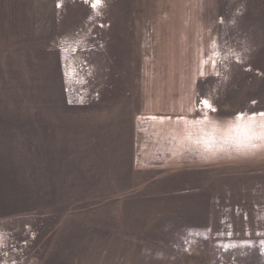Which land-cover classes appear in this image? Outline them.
Listing matches in <instances>:
<instances>
[{"label":"rangeland","instance_id":"rangeland-1","mask_svg":"<svg viewBox=\"0 0 264 264\" xmlns=\"http://www.w3.org/2000/svg\"><path fill=\"white\" fill-rule=\"evenodd\" d=\"M261 112L264 0H104L95 11L91 0H0V125L12 132V146L0 144V169L5 152L13 169L0 264H118L115 245L106 255L81 245L86 238L72 246L73 235L88 230L70 219L115 233L122 199L78 197L82 183L69 179V167L91 180L110 174L111 143L126 124L159 128L189 147L188 167H160L127 193H161L154 205L173 209L164 228L171 237L142 241L172 258L161 264H264V149L239 155L224 139L233 135L229 118ZM205 115L215 130L189 123ZM217 173L238 178L222 180L232 203L221 201L219 210L220 222L232 219V247L213 243L210 223L198 242L181 229L194 214L183 213L190 200L180 196L211 190L207 178ZM181 176L204 182L182 192Z\"/></svg>","mask_w":264,"mask_h":264},{"label":"crops","instance_id":"crops-1","mask_svg":"<svg viewBox=\"0 0 264 264\" xmlns=\"http://www.w3.org/2000/svg\"><path fill=\"white\" fill-rule=\"evenodd\" d=\"M37 31L39 32V29ZM153 129L155 132H153ZM148 130H150L148 132L149 136L148 134L145 135L146 131ZM151 130L153 131L151 132ZM159 130V128L147 126H140L138 128V125L136 126L134 124H126L119 128L118 131H116L117 134L115 136V140L113 143H111L112 153L110 156L113 160L111 164L113 166L110 174L102 171L98 175L99 178L92 176L93 180H91L89 177H77V171L69 167V179L75 183H82V185L78 184L79 188H81L80 190H82L80 191L81 194L78 197H111L122 199L119 201L120 210L115 233L110 232L109 229L102 223L101 226H98L97 223L94 225L86 222L83 223V221H75L70 219V221H72L71 223L75 224V227H79L80 230H88V233L85 235V237L84 234L80 235L75 233L73 235L75 237H79L75 238L74 242H72L73 247L74 245L77 246L78 240H81V238H86L83 240L81 245L84 247L87 246V250L88 246H91L93 249L94 246L101 247L97 252L102 253L103 251V255H106L107 251L110 252V247L115 245L117 249L115 252L116 254H113V256L114 260L118 262V264H131L129 263L131 261L134 264H140L141 261L146 262V264L151 262L161 264V261L165 260L172 263V258L168 254H162L154 248L151 250V248L149 249L145 247L142 243L145 242V240H154L159 242V240L161 241V239L164 237H171V234L168 232L169 230H165L164 228L167 226V221L170 219L169 216L172 213L169 211H172L173 209L170 207L167 209L168 205H165L166 208L164 211L162 210V207L158 208L156 205H154L156 197L161 198V193L156 192V194L149 196H131L127 194L131 191H134V185L150 181L151 178H149L147 175L153 176V174L162 173L166 169L173 170L171 167L181 166L183 168L189 166V147L187 144L175 142L172 140L173 137H161L158 134ZM170 132L168 131L167 133L173 134V128H170ZM135 133L139 134H137L134 139L133 135ZM156 133L158 136H154ZM11 134L12 132L10 126L4 124L0 125V144L4 145V148H6L7 145L10 147L12 146ZM39 138H41L40 134ZM178 151H180V153H177ZM4 158L5 165L0 169V220L5 218L9 213V215H11L12 209L10 210V208L7 207V199L13 195V169L12 167L10 169L7 168L6 152ZM55 161L58 162L56 158H53L51 164L55 165ZM107 163L108 161L104 162L105 165ZM160 167L166 168L165 170L159 171V169H163ZM181 171V175H185L184 170L182 169ZM73 174H76V178L71 177ZM186 178L185 176H181L180 179L182 184L179 185L181 187L179 189L182 192L185 190H190L193 192L194 187H196V189L198 187L196 182H204V178H200L201 181L196 178L191 180V182L188 184V179ZM207 179L209 184H211L209 186L211 190H197L195 193H182L183 195L180 196L182 199H186L187 202L190 200L189 203L191 204V207L189 203V206H181L183 213L194 214L192 218L185 219H188V222H183V227L181 229L185 230V232L188 233V236H191L194 241L198 242V237H204L203 233L207 229L206 225L210 223L208 225V232L210 237H212L213 243L215 242L219 244L222 239L226 244H228V246L232 247V219L228 218L227 221L220 222L221 211H219L221 210V201L226 202V204L232 203V200H230V198H232V189H229L228 187L224 188V185L222 186V180L225 179L221 178L220 173H217L216 176L215 174L213 176L210 175ZM237 179H232V175H230L228 180H225L224 183L228 182L229 185L227 186H230L232 185V181H237ZM242 180L243 179H240L239 181ZM93 181H95L94 186L92 185V183H94ZM98 182L104 184L98 185ZM261 188L262 187H260V189ZM179 189H177V191ZM253 189L254 188H252V190ZM222 192H229L227 194V200L222 199L223 195L227 196L226 194H222ZM263 194L264 193H262V196ZM170 197H172V194H170ZM189 207L191 211H188ZM162 229H164V233H162ZM260 229L261 228H257V230L255 229V234H261V231L263 230ZM109 234L111 235V238L109 237ZM111 239L115 240L111 241ZM258 240L264 241L263 238ZM129 244L133 245V250L126 251L125 247L129 246ZM145 249H149L148 252H152V256L149 253L150 256L148 255V257H146L147 255H144V252L147 251H143ZM126 253L128 254L127 257L125 256ZM101 258L102 257H100V260ZM258 260H260V257Z\"/></svg>","mask_w":264,"mask_h":264},{"label":"snow or ice","instance_id":"snow-or-ice-1","mask_svg":"<svg viewBox=\"0 0 264 264\" xmlns=\"http://www.w3.org/2000/svg\"><path fill=\"white\" fill-rule=\"evenodd\" d=\"M57 6L59 7V5ZM91 6L95 11L104 6V0H91ZM200 103L209 111H216L207 100L200 101ZM189 123L206 124L212 130L217 128V123L209 121L207 115L204 116L203 120L191 121ZM227 123L228 131L233 135L227 136L224 139L234 144L237 154L246 156L255 155L258 151L264 149V112L253 113L251 115L239 113L235 117L229 118ZM211 139V136H209L208 139L204 140L206 148L210 144Z\"/></svg>","mask_w":264,"mask_h":264}]
</instances>
